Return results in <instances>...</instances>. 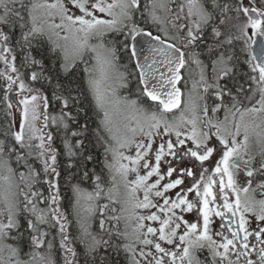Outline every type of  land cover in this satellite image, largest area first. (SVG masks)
I'll return each mask as SVG.
<instances>
[{
    "label": "snow or ice",
    "instance_id": "snow-or-ice-1",
    "mask_svg": "<svg viewBox=\"0 0 264 264\" xmlns=\"http://www.w3.org/2000/svg\"><path fill=\"white\" fill-rule=\"evenodd\" d=\"M0 264H264V0H0Z\"/></svg>",
    "mask_w": 264,
    "mask_h": 264
},
{
    "label": "rangeland",
    "instance_id": "rangeland-1",
    "mask_svg": "<svg viewBox=\"0 0 264 264\" xmlns=\"http://www.w3.org/2000/svg\"><path fill=\"white\" fill-rule=\"evenodd\" d=\"M121 94L122 95H127L128 93H127V91H125V90H121ZM134 98V97H133Z\"/></svg>",
    "mask_w": 264,
    "mask_h": 264
},
{
    "label": "trees",
    "instance_id": "trees-1",
    "mask_svg": "<svg viewBox=\"0 0 264 264\" xmlns=\"http://www.w3.org/2000/svg\"><path fill=\"white\" fill-rule=\"evenodd\" d=\"M97 167L99 168V167H100V165L98 164V165H97Z\"/></svg>",
    "mask_w": 264,
    "mask_h": 264
},
{
    "label": "flooded vegetation",
    "instance_id": "flooded-vegetation-1",
    "mask_svg": "<svg viewBox=\"0 0 264 264\" xmlns=\"http://www.w3.org/2000/svg\"><path fill=\"white\" fill-rule=\"evenodd\" d=\"M133 90H134V84H133Z\"/></svg>",
    "mask_w": 264,
    "mask_h": 264
}]
</instances>
